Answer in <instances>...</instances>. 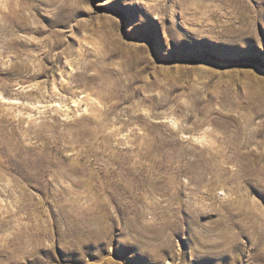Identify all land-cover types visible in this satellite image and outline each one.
<instances>
[{
    "label": "rangeland",
    "instance_id": "obj_1",
    "mask_svg": "<svg viewBox=\"0 0 264 264\" xmlns=\"http://www.w3.org/2000/svg\"><path fill=\"white\" fill-rule=\"evenodd\" d=\"M0 264H264V0H0Z\"/></svg>",
    "mask_w": 264,
    "mask_h": 264
},
{
    "label": "bare ground",
    "instance_id": "obj_2",
    "mask_svg": "<svg viewBox=\"0 0 264 264\" xmlns=\"http://www.w3.org/2000/svg\"><path fill=\"white\" fill-rule=\"evenodd\" d=\"M74 77L75 76L73 75V73L71 75L69 74L68 79L64 75H62L60 84L58 85L55 81H53V84H52L51 87H48L47 85H41V84L40 85L38 84V85L34 86V88H32V89L36 90L35 91L36 96L33 95V94L29 95L31 103H33V105L34 104L36 105L37 103L38 104H42L43 101L41 100V98H43L45 95H43L41 97V94H44V92H46V93L50 92V94L48 93L49 96L51 97L50 102L51 103H59L61 105V107L62 106H65V107L68 106L70 104V103H68L69 101L73 102L77 106L79 105V107H81L82 102L85 101L86 106L87 107L90 106V104L86 100L87 98L86 99H80L79 98L80 94H82L83 91H81L79 93V91H77L79 89L77 87H75L76 85L73 86L72 83L74 82V80H73ZM59 94L63 95V97L60 96V99L57 98L59 96ZM27 101H29V100H27Z\"/></svg>",
    "mask_w": 264,
    "mask_h": 264
}]
</instances>
